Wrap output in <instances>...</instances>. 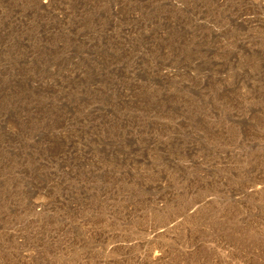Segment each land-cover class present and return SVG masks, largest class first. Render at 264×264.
<instances>
[{
	"label": "rangeland",
	"instance_id": "1",
	"mask_svg": "<svg viewBox=\"0 0 264 264\" xmlns=\"http://www.w3.org/2000/svg\"><path fill=\"white\" fill-rule=\"evenodd\" d=\"M0 264H264V0H0Z\"/></svg>",
	"mask_w": 264,
	"mask_h": 264
},
{
	"label": "bare ground",
	"instance_id": "2",
	"mask_svg": "<svg viewBox=\"0 0 264 264\" xmlns=\"http://www.w3.org/2000/svg\"><path fill=\"white\" fill-rule=\"evenodd\" d=\"M155 253V252H154ZM158 259V256H157V254H154L153 256H152V260H157Z\"/></svg>",
	"mask_w": 264,
	"mask_h": 264
}]
</instances>
